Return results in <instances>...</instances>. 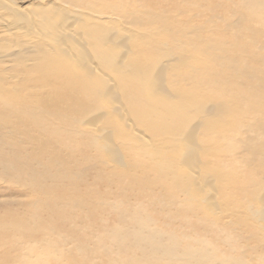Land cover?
<instances>
[{"label": "bare ground", "instance_id": "6f19581e", "mask_svg": "<svg viewBox=\"0 0 264 264\" xmlns=\"http://www.w3.org/2000/svg\"><path fill=\"white\" fill-rule=\"evenodd\" d=\"M64 1L0 68V264H264V0Z\"/></svg>", "mask_w": 264, "mask_h": 264}, {"label": "rangeland", "instance_id": "374dc122", "mask_svg": "<svg viewBox=\"0 0 264 264\" xmlns=\"http://www.w3.org/2000/svg\"><path fill=\"white\" fill-rule=\"evenodd\" d=\"M86 1H97V0H86ZM100 1H112V0H100ZM135 1L137 2L138 0H135ZM157 1L158 2L153 1V4L150 3L152 1H148V3H150L152 6H154L157 9V10H154L156 13L160 12L161 8L159 9V6L161 5V3L162 5H164L162 7L163 9L165 8L172 9L171 3H174L173 6L179 7V8L187 7L192 12L193 11L192 5L197 6L196 3H199L200 8H201L204 1L206 0H192V1L191 0H179L180 2L178 0H167V1L157 0ZM138 2H142V1H138ZM39 8H44V9L57 8V9H60L61 11L69 12L70 14H78V13L83 14L84 13L83 10H81L82 8L77 7L75 5H71V3L64 1V0H0V68L6 71L7 76L11 79H15V74L13 73V70L16 65V62L13 59V57H11V55L12 54L14 55L19 52L24 54L27 48L31 46L32 43L36 42L39 38V35L41 34V33L40 34L37 33L36 31L37 29L35 28H31V31H29L27 27L25 26V24L21 20H18L15 17H17L16 15H18L20 19H24V18L33 16L38 11ZM94 10H97V12H94L95 14L92 13V16L94 18H99L103 20L104 22H112L115 20L114 23L119 24V19H116L117 18V16L115 15L116 13H113L112 9L111 11H109L107 9L98 7ZM121 27L124 28V35H125L124 38L131 36V31H133L134 27H132L130 24H126L125 22L124 24L122 23ZM125 32H127V35ZM11 35L16 39V43L13 45V47L10 46V42H9V40L12 39ZM124 49H127L129 53H131V50L129 48L124 47ZM28 56H31V55H28ZM37 56L40 57V54L36 53L33 56L32 60L36 59ZM168 87H170L168 84L163 85L164 89H167ZM113 106H117V102L114 99H112L111 101H109L108 99H103L100 101L99 105L97 106L96 112L107 114L108 118H112L115 116L113 112ZM99 127H100V124H98V128ZM119 136H124L129 140L125 132L123 134L120 125L115 126L112 124L110 126V139L114 142L115 145H118L120 147L121 154L124 157L123 145L118 140ZM110 145H111V142H110ZM116 156L117 155L111 149L110 166L122 168L115 161ZM199 185L202 187L203 192H206V193L211 192V188L209 187V184L204 179L199 180ZM9 187H10L9 185H6L0 182V189L9 188ZM194 190H196L198 193L202 192V190H200V188H198V185L196 184H194ZM1 198H4V197L0 196V199ZM199 202L204 208H210L212 211L214 212L216 211L214 206L211 204L210 198H206L205 200H201Z\"/></svg>", "mask_w": 264, "mask_h": 264}]
</instances>
